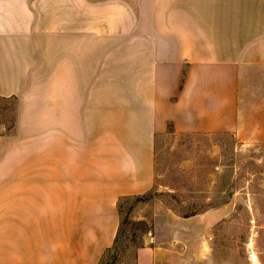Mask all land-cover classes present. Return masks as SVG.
<instances>
[{"label": "crops", "instance_id": "1", "mask_svg": "<svg viewBox=\"0 0 264 264\" xmlns=\"http://www.w3.org/2000/svg\"><path fill=\"white\" fill-rule=\"evenodd\" d=\"M0 96V264H99L168 124L264 141V0H0ZM224 207L164 208L132 264H221L202 234Z\"/></svg>", "mask_w": 264, "mask_h": 264}, {"label": "rangeland", "instance_id": "2", "mask_svg": "<svg viewBox=\"0 0 264 264\" xmlns=\"http://www.w3.org/2000/svg\"><path fill=\"white\" fill-rule=\"evenodd\" d=\"M95 27L97 32L131 29V25ZM17 102V98L0 100V160H7L9 141L16 133ZM146 196L122 201L127 223L118 247L125 250L123 264L134 263L131 252L145 244L159 212L170 210L168 203L177 208L170 210L177 217H183L179 211L193 207L195 214L210 210L209 215L224 204L218 221L207 217L208 228L202 234L208 239L207 251L216 263L264 264V141L239 142L228 132L157 134L154 181ZM249 248L256 256L254 263L248 259Z\"/></svg>", "mask_w": 264, "mask_h": 264}, {"label": "trees", "instance_id": "3", "mask_svg": "<svg viewBox=\"0 0 264 264\" xmlns=\"http://www.w3.org/2000/svg\"><path fill=\"white\" fill-rule=\"evenodd\" d=\"M183 75H184V72L182 74L181 81L183 79ZM8 98L16 100L15 96H7V97L0 96V100H7ZM13 107L15 108L14 104H13ZM166 132H174V129L171 126V124L167 125ZM150 190H151V188L147 192L140 194V195L121 196L118 198L116 207H117V213H118V217H119V223H118V227L116 230V234H115V237H114V240H113V243L111 244V246L104 249V251L102 252L101 257H100L99 262H98L99 264H123V262L120 258H121V252H124L125 250H124V248H122L120 250L118 247L120 239L125 232L124 229H125V226L127 223L126 219L124 218V215H123V209L121 206L122 201H124L128 198H135L138 201L144 200L147 198L146 193H149ZM168 193H170V192H168ZM171 197L175 198V196H174V194H172V192H171ZM167 206L170 210H173L176 212L177 208L171 207V205L169 203L167 204ZM195 213H197V208L193 207V208L189 209L187 212L179 211L177 214H179L180 216H183V217H187V216L193 215ZM135 250H136V248H135ZM135 250L133 252H131V257L133 258V260L135 259V253H136Z\"/></svg>", "mask_w": 264, "mask_h": 264}, {"label": "built area", "instance_id": "4", "mask_svg": "<svg viewBox=\"0 0 264 264\" xmlns=\"http://www.w3.org/2000/svg\"><path fill=\"white\" fill-rule=\"evenodd\" d=\"M248 259L250 260L251 263H254L256 261V256L251 248H249L248 251Z\"/></svg>", "mask_w": 264, "mask_h": 264}]
</instances>
